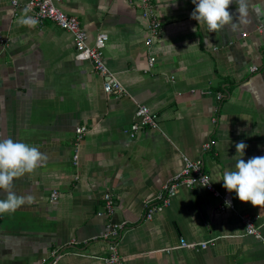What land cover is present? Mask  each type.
<instances>
[{
    "label": "crops",
    "instance_id": "1",
    "mask_svg": "<svg viewBox=\"0 0 264 264\" xmlns=\"http://www.w3.org/2000/svg\"><path fill=\"white\" fill-rule=\"evenodd\" d=\"M28 1L15 8L0 0V138L38 147L47 159L13 183L35 202L0 215V264H51L53 250L54 264H106L109 222L126 224L117 241L122 264H264V207L234 192V208L221 209L203 185L181 186L145 219V201L181 173L185 157L203 160L225 191L221 179L233 169L237 142L248 145L245 161L264 156V0H249L246 24L216 32L191 18L192 0H155L163 29L150 49L138 0H60L90 45L109 36L105 62L126 95L107 94L93 63L76 58L73 35L35 22ZM228 10L235 13V0ZM138 104L158 113L159 127L131 137ZM78 127L85 134L75 165ZM107 191L115 212L99 216ZM240 213L259 215L261 238L247 233ZM181 238L210 242L182 247Z\"/></svg>",
    "mask_w": 264,
    "mask_h": 264
},
{
    "label": "built area",
    "instance_id": "2",
    "mask_svg": "<svg viewBox=\"0 0 264 264\" xmlns=\"http://www.w3.org/2000/svg\"><path fill=\"white\" fill-rule=\"evenodd\" d=\"M11 4L16 8L20 5V0H10ZM60 0H29L27 8L32 11V18L37 23H44L45 21H52L63 30L70 32L74 37L75 55L79 60H90L93 63L94 69L100 73L104 79V90L107 94L126 95V90L123 83L119 78L111 71L105 62L104 50L109 39V36L105 33H100L94 44L88 43V37L85 29L83 28L80 19L75 15H70L58 7L57 3ZM142 9V15L148 21V37L146 39L149 49L159 39L163 29V23L155 9V0H138ZM0 42L4 43L5 39L0 38ZM156 61L155 55H151L149 58V64L152 66ZM257 66L252 67V71H256ZM221 98V94L218 95ZM137 121L132 125L131 129L127 130L131 137H135L138 132L144 128H158L159 127V115L157 112L151 110L146 104H138L136 111ZM85 134L83 127L76 128V139L74 142V154L73 162L78 164L79 160V147L80 142ZM213 142H209L206 145L207 149L212 147ZM204 179L202 180V178ZM207 184V185H205ZM195 185H203L215 196L221 198V209H225V201L231 202V207L234 208V202L232 195L227 190H218L211 181L210 174L206 171L203 160H191L185 157V167L178 175L172 177L168 183H166L162 190L154 197L145 201V219H151L157 212L162 211L176 195L178 189L181 186L193 187ZM59 191L53 189L50 194V199L55 202L59 199ZM115 212V200L111 192L104 194V210L98 212L99 216H111ZM241 219L245 224L246 231L249 234H254L261 238L258 227L255 224V220L259 218V215L240 213ZM126 228L125 223L109 222L104 232V237L111 242L110 254L104 258L106 264H122V257L117 253V241L121 239L123 231ZM113 240V241H111ZM210 241L204 242H189L185 238L180 239V245L182 247L206 248ZM264 243V239H263ZM58 250L52 251V258L54 259L51 264L57 259ZM50 264V263H45ZM234 264H249V263H234Z\"/></svg>",
    "mask_w": 264,
    "mask_h": 264
},
{
    "label": "clouds",
    "instance_id": "3",
    "mask_svg": "<svg viewBox=\"0 0 264 264\" xmlns=\"http://www.w3.org/2000/svg\"><path fill=\"white\" fill-rule=\"evenodd\" d=\"M192 3L195 8L191 18L199 25H206L209 32H216L229 25L236 30L247 23L249 0H235V13L228 10L233 0H192ZM247 147L243 140L235 144L237 154L232 157L235 160L233 169L225 170L221 180L223 187L230 193L234 192L241 202H250L254 207L262 208L264 156H252L245 161L243 157ZM46 159L38 147L12 138H0V215L14 213L22 206L35 202V197L30 192L17 195L12 190L13 183L16 178L32 173ZM225 204L231 207L230 201L226 200Z\"/></svg>",
    "mask_w": 264,
    "mask_h": 264
}]
</instances>
